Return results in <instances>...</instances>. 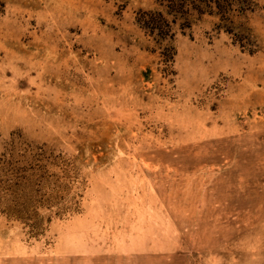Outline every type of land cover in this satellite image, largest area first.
<instances>
[{
	"label": "rangeland",
	"instance_id": "374dc122",
	"mask_svg": "<svg viewBox=\"0 0 264 264\" xmlns=\"http://www.w3.org/2000/svg\"><path fill=\"white\" fill-rule=\"evenodd\" d=\"M253 2L249 53L165 0H0V264H264Z\"/></svg>",
	"mask_w": 264,
	"mask_h": 264
},
{
	"label": "trees",
	"instance_id": "16d2710c",
	"mask_svg": "<svg viewBox=\"0 0 264 264\" xmlns=\"http://www.w3.org/2000/svg\"><path fill=\"white\" fill-rule=\"evenodd\" d=\"M168 17L171 16L176 21L186 23L193 15L199 17L202 15L215 18L217 28L231 35L234 41L243 49L251 48L249 53L254 51V37L248 28L236 24L235 20L242 17L245 12L251 11L255 6L253 0H165ZM161 18V16L158 15ZM158 26H161V32H167L168 23L162 18ZM251 51V52H250Z\"/></svg>",
	"mask_w": 264,
	"mask_h": 264
}]
</instances>
